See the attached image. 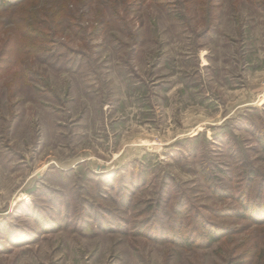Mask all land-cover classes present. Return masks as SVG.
Segmentation results:
<instances>
[{
    "label": "rangeland",
    "instance_id": "rangeland-1",
    "mask_svg": "<svg viewBox=\"0 0 264 264\" xmlns=\"http://www.w3.org/2000/svg\"><path fill=\"white\" fill-rule=\"evenodd\" d=\"M10 11L0 264H264V0Z\"/></svg>",
    "mask_w": 264,
    "mask_h": 264
},
{
    "label": "trees",
    "instance_id": "trees-1",
    "mask_svg": "<svg viewBox=\"0 0 264 264\" xmlns=\"http://www.w3.org/2000/svg\"><path fill=\"white\" fill-rule=\"evenodd\" d=\"M27 0H0V14H2V13H4V12H8V11H10V12H14V10L18 7V6H21V5H23L25 2H26ZM11 15V14H10ZM21 19V18H20ZM19 21V20H18ZM260 144L262 145V149L264 150V138H262V140L260 141ZM245 174L247 175V178H248V182L251 184V182L253 181V179L255 178V174H254V169L253 168H246L245 169ZM206 174H207V172H206ZM205 178H208V183H211V181H212V179H213V177H212V174L210 173H208L207 175H206V177ZM166 185V184H165ZM169 185V184H168ZM213 187V186H212ZM220 189H221V187H219L218 188V186H214L213 187V191L214 192H219L220 191ZM168 193H169V191H168ZM182 202H181V204L182 205H184L185 204V202H183L184 200H182V199H180ZM155 203H159V202H155ZM174 206H176V208H177V203H175V201H174ZM181 205V206H182ZM158 206V208L160 207V205L159 204H156V205H154V206H151V203H149V206H147V209L149 208L150 209V207H157ZM175 208V209H176ZM75 218H77V219H80V215L78 214V213H76V217ZM206 228V227H205ZM225 228V230H226V227H223V226H217V228L215 229V230H212V231H204L205 233H204V237H205V239H206V243L207 244H211V243H213V242H215V241H217L221 236H222V234H224V232H223V229ZM229 264V263H228Z\"/></svg>",
    "mask_w": 264,
    "mask_h": 264
}]
</instances>
